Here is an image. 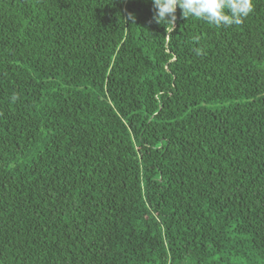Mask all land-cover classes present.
<instances>
[{
	"label": "trees",
	"instance_id": "1",
	"mask_svg": "<svg viewBox=\"0 0 264 264\" xmlns=\"http://www.w3.org/2000/svg\"><path fill=\"white\" fill-rule=\"evenodd\" d=\"M252 3L170 33L151 0H0V264H264Z\"/></svg>",
	"mask_w": 264,
	"mask_h": 264
},
{
	"label": "clouds",
	"instance_id": "2",
	"mask_svg": "<svg viewBox=\"0 0 264 264\" xmlns=\"http://www.w3.org/2000/svg\"><path fill=\"white\" fill-rule=\"evenodd\" d=\"M151 4L154 21L165 25L170 33L174 30L177 8L184 19L194 17L217 27L240 24L253 10L252 0H151ZM135 20L129 12L124 21L134 24Z\"/></svg>",
	"mask_w": 264,
	"mask_h": 264
}]
</instances>
